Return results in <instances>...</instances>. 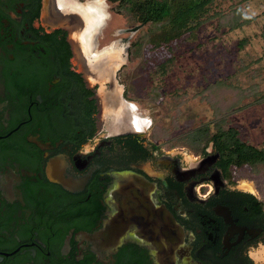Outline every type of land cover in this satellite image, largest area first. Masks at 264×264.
Here are the masks:
<instances>
[{
    "label": "flooded vegetation",
    "instance_id": "flooded-vegetation-1",
    "mask_svg": "<svg viewBox=\"0 0 264 264\" xmlns=\"http://www.w3.org/2000/svg\"><path fill=\"white\" fill-rule=\"evenodd\" d=\"M56 1L0 0V264H264V197L216 135L150 138L117 33L136 25ZM132 209L145 220L114 231Z\"/></svg>",
    "mask_w": 264,
    "mask_h": 264
},
{
    "label": "rangeland",
    "instance_id": "rangeland-1",
    "mask_svg": "<svg viewBox=\"0 0 264 264\" xmlns=\"http://www.w3.org/2000/svg\"><path fill=\"white\" fill-rule=\"evenodd\" d=\"M104 3L114 12L111 28L139 24L119 3ZM235 11L248 21L232 29L224 23ZM199 16L161 45L151 41L170 25L147 23L131 38L123 74L152 121L150 138L165 150L191 149L189 133L232 127L242 142L264 149V0H215ZM235 179L264 197V164L239 167Z\"/></svg>",
    "mask_w": 264,
    "mask_h": 264
},
{
    "label": "trees",
    "instance_id": "trees-1",
    "mask_svg": "<svg viewBox=\"0 0 264 264\" xmlns=\"http://www.w3.org/2000/svg\"><path fill=\"white\" fill-rule=\"evenodd\" d=\"M119 3L139 24H160L162 27L170 25L167 32L152 39L155 45L170 42L173 38L179 37L186 29L189 21L198 19L204 12V8L212 4L215 0H111ZM193 16V17H192ZM219 16V15H216ZM192 21V20H191ZM244 16L237 15L227 19L224 25L234 29L247 22ZM188 29V28H187ZM264 33V32H263ZM224 82L218 85L223 86ZM240 94V93H239ZM238 94V98H239ZM203 126L189 133V139L201 142L207 135V128ZM215 138L218 139L223 156L232 164L242 167H254L264 164V149H258L248 145L239 139L238 132L232 127L218 129Z\"/></svg>",
    "mask_w": 264,
    "mask_h": 264
},
{
    "label": "water",
    "instance_id": "water-1",
    "mask_svg": "<svg viewBox=\"0 0 264 264\" xmlns=\"http://www.w3.org/2000/svg\"><path fill=\"white\" fill-rule=\"evenodd\" d=\"M76 6L74 7H71L70 9L74 10V11H78L80 12V9H79V6H77V1L76 0H72ZM60 7V10L61 11H64L66 10L65 7L68 9L69 7L65 6V5H61L59 0L56 1ZM93 3H104V0H97V2H93ZM80 5V4H78ZM84 6V5H83ZM85 7V6H84ZM81 22V26L83 29H85V27L87 26V23H88V19H82L80 20ZM145 25L144 24H138L132 28H128V29H121V30H118L117 33L119 34H129V38H132L133 35H135L137 32H139ZM125 179H133V180H140V181H143L142 178L138 177V176H134V177H126ZM141 203H143V200H141ZM143 205V204H142ZM144 215H143V211L140 210V211H136V210H119V214L116 216L115 219H113L112 221V226H110L112 229H114V231H119L122 226L121 224L124 222V223H133V222H141V221H144ZM147 220H150V219H147ZM110 228V229H111ZM140 237L143 238L142 235H139Z\"/></svg>",
    "mask_w": 264,
    "mask_h": 264
}]
</instances>
